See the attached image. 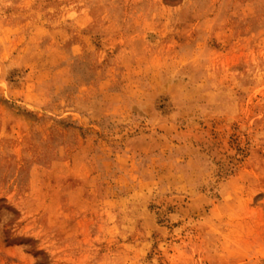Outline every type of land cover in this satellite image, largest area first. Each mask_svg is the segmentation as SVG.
Masks as SVG:
<instances>
[{"label":"rangeland","instance_id":"374dc122","mask_svg":"<svg viewBox=\"0 0 264 264\" xmlns=\"http://www.w3.org/2000/svg\"><path fill=\"white\" fill-rule=\"evenodd\" d=\"M0 264H264V0H0Z\"/></svg>","mask_w":264,"mask_h":264},{"label":"bare ground","instance_id":"6f19581e","mask_svg":"<svg viewBox=\"0 0 264 264\" xmlns=\"http://www.w3.org/2000/svg\"><path fill=\"white\" fill-rule=\"evenodd\" d=\"M198 198H199V197H198ZM194 200H195V199H194ZM199 200H200V199H199ZM206 200H207V199H206ZM208 200H209V199H208ZM199 202H200V201H199ZM202 202L205 203L206 201H202ZM206 203L208 204V201H207ZM206 203H205V204H206ZM205 204H204V205H205ZM188 206H189V205H188ZM194 206L196 207L195 204L192 205V207H194ZM202 206H203V204H202ZM192 207L190 206V208H192ZM197 208H198V206H197ZM200 208H201V207H200ZM194 210H197V209L195 208ZM203 210H204V209H203ZM203 210H202V211H203ZM197 211H198V210H197ZM202 213H203L204 215H203V214H200V216H205V211L202 212ZM197 214H198V213H197ZM198 216H199V215H198ZM186 217H187V214H186ZM199 218H200V217H199ZM184 219H186V218H184Z\"/></svg>","mask_w":264,"mask_h":264}]
</instances>
